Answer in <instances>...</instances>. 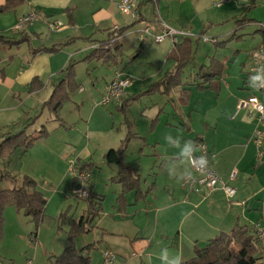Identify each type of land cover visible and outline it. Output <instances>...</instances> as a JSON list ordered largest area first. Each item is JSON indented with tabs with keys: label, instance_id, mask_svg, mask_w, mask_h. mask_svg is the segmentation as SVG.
<instances>
[{
	"label": "crops",
	"instance_id": "crops-1",
	"mask_svg": "<svg viewBox=\"0 0 264 264\" xmlns=\"http://www.w3.org/2000/svg\"><path fill=\"white\" fill-rule=\"evenodd\" d=\"M5 2L6 0H0V5L5 4ZM263 3L264 0H249L248 4L238 7L236 0H142L136 9L139 13L134 16L119 10L118 0H24L16 7L0 12V36L3 35L8 40L13 41L22 40L20 43L0 42V143L10 133H17L26 129L28 134L37 135L45 126L48 133L45 137L35 142V147L41 143L40 145L45 147L44 154L50 161L57 163H60V161L70 162L71 173H73L71 166L73 161L94 163L93 177L95 178L96 162L90 158L88 153H82L84 156L78 155L75 159L65 147L68 143L67 136L69 132H67V129L70 124L64 112L68 103H77L75 99L82 100L84 105L91 99V96L85 93L86 90L79 78L77 68L81 63H91L92 65L93 61L89 62L84 59L90 54L95 45L102 40H106L111 30L115 27L130 26L132 30L138 32V37L140 38L141 31L147 24L146 22L153 20L157 15L176 28L189 29L193 33L191 37H188L191 40L192 47L194 42L202 39L201 32L205 31V35L208 36V32L214 26L222 25V27H218L217 32L222 34L231 32L232 36L230 38L236 36L240 39L246 37L252 39L246 41L248 46L243 52L245 58L240 63V70L243 71L247 67L249 68L251 64V59L247 56V53L250 49L255 50L264 43V31L259 24L264 21V15L259 12ZM32 10L41 11L48 18L23 29H16L18 18ZM123 17L124 19H122ZM49 19H59L63 22V26L53 30L48 22ZM234 20L237 24H232ZM228 24L231 28L223 31V28L227 27ZM236 25L237 28L235 29ZM12 29L13 31L10 34L9 32ZM161 31L162 26L156 23L154 33H160ZM121 38L119 41L122 43ZM185 39L187 38L180 39V42ZM223 41L227 40L220 41L218 39L215 40V43ZM172 42L173 40L166 47V60L173 63L170 69L160 73L154 83L164 78L168 72L174 69L175 61L168 59V54L172 51L175 44L174 42L172 44ZM122 45L124 52V44L122 43ZM55 46L59 48L57 51L43 50L44 47ZM218 47L217 49L222 48V46ZM237 51L238 49H236V53ZM240 52L242 53L241 50ZM71 60L75 64V80L79 88L71 94V99L68 103H65L60 112V119H57L55 114L45 106V102L49 100L56 86L66 78V69ZM214 61L224 62L217 57H212L210 64ZM106 63L111 66L117 64ZM208 64L209 60L205 61L203 65ZM90 69L91 67L87 69V74L89 75L92 74ZM196 75L199 77L197 71ZM247 75L248 78L245 84L251 82L250 74L248 73ZM224 76H226L224 73L220 77L216 76L212 84L219 82L221 88V78ZM111 80L105 83L104 89H106L107 84ZM184 81L183 76L181 83ZM181 83L171 88L169 94L162 93L168 99L165 105L160 107L157 116L160 123L165 121L175 132H168L169 135L166 138L167 143L171 146L169 153L145 154L144 141L146 139L142 135L143 140L140 139V136L133 140L143 141L141 144L137 142V146L141 147L139 148V156L136 162L130 165L124 161L127 165L136 169L141 177V188L144 192H147L144 198L138 199L136 191H134L137 202L135 205L136 214L128 213V208L126 210L123 209L125 205H130L129 199L125 194V201L119 202L117 198V203H120V205L117 204L114 211L119 217L113 220V224L109 225V222L102 220L94 224L96 218L91 224L89 233L93 228L95 230L99 229V239L88 244L86 243L89 240H83V245L81 244V246L77 243L78 238L76 239L79 249L89 244H94L93 248L84 252V254L89 253L90 264H104V252L107 249L114 251L118 255V260L115 264H175L176 255L182 256V263L195 256L194 246L197 243L201 244V241L204 245L221 232H231L240 226L252 228L256 224L264 225V185H262L260 180L261 177L256 178V175H262L263 173L264 147L263 157H260L255 143L250 140L256 127L254 118L249 117L244 110L236 114V110L234 118L239 114L245 115L246 120L251 124L250 132L241 133L239 138L230 135L228 137L227 135L228 141L225 142L217 137V140L210 144L206 135L197 131L192 117L191 123L183 119H180L181 121L178 125L175 122H171L172 116L174 121H176L177 115L181 114L176 108V100H173L174 106L171 108L167 105L173 94L176 93L177 95V91H180L178 89L182 85ZM185 83L187 85L191 84L190 82ZM196 84L198 85V82ZM186 88L190 89L189 87ZM207 89L202 90L205 91ZM213 90H216V95L219 97L220 89L213 88ZM181 91L183 90L181 89ZM244 93L246 92L244 91ZM41 95L44 97H41ZM248 96L241 95L239 100ZM239 100L237 101L236 109ZM31 101L38 106L41 105L42 110L39 114H34L33 106L29 105ZM76 105L79 106L80 110L81 104L77 103ZM125 105H128V103H124L122 106ZM47 111L52 116H48L46 124L42 123L41 128L38 130L35 126ZM205 124L209 125L207 120ZM150 126L155 128L153 122ZM181 128L188 133V136L184 137V141L181 140L183 136L179 132L182 131L179 130ZM176 131H178L180 137L177 136ZM208 131L209 129L206 132ZM198 137L203 138L209 148L216 153L213 165L226 182L236 187L237 193L235 196L228 197L221 187L207 193H197L183 187V177L190 170L188 153L194 140ZM123 140L120 141L118 146L112 148L119 147ZM178 144H181V150H185L184 157L179 153ZM11 156L7 160L11 159ZM166 156L171 158V162L182 157L183 159L180 161L179 170H173L162 190L160 188V180L162 178L161 175L166 171ZM161 157H163L165 162H160ZM142 159H145V165L150 168V171L154 172L152 183L148 187L143 183L142 168H144V161ZM234 170H237L238 174L234 180H231L230 174ZM9 171L20 179L23 178V175L14 173L13 170L9 169ZM25 171V175L31 176L30 171ZM150 171H147L148 174H151ZM119 172L120 169L118 177L112 180L118 181ZM54 176H56L55 173ZM248 177L250 178L249 181H247ZM254 178L256 180L253 183ZM93 180L92 178L89 185L93 184L94 192L105 196L98 191L97 185H95ZM52 184L54 183L52 182ZM16 185H20V181L15 183L11 180V186L7 188L11 189ZM61 188L62 185L58 183L56 186L52 185L48 195L38 185V189L44 194L46 193L45 195L48 197L46 213L48 212L51 216L60 215L67 206L68 194ZM122 191L123 184L121 183V191L118 197ZM138 210H140L139 215ZM80 214L79 217L87 214V206ZM57 241L53 246L51 244L47 247L44 246L46 254L49 252L50 255L62 254L69 243L68 236L67 238L57 237ZM97 247L101 253L98 261L94 252L91 251ZM240 247L241 245L237 244V248ZM30 264H34V261Z\"/></svg>",
	"mask_w": 264,
	"mask_h": 264
},
{
	"label": "rangeland",
	"instance_id": "rangeland-1",
	"mask_svg": "<svg viewBox=\"0 0 264 264\" xmlns=\"http://www.w3.org/2000/svg\"><path fill=\"white\" fill-rule=\"evenodd\" d=\"M259 12L264 15V3L261 5ZM138 13L139 11L136 10L134 16H137ZM232 24L237 23L234 20ZM218 27H222V25L214 26L208 32V36L214 38V40H227L224 43L225 45L222 48L220 47L221 49H217L219 47L215 41L207 42L203 38L193 43V59L184 69V72H182L184 82H190L192 85L182 82V85L178 89L180 91H177V95L176 93L173 94L167 105L171 108L174 106L173 100H176V108L181 114L177 115L176 121H174L172 116L171 122H175L178 125L181 121L180 119H183L191 123L192 117L197 131L204 133L210 144L217 140V137L225 142L228 141L227 135L228 137L230 135L239 138L241 133L250 132L251 124L246 120L245 115L239 114L234 118L235 111L237 110L236 104L241 95L256 94L264 101V90L258 88L253 83L252 77H250L251 82H247L248 85L245 84L248 78L247 74L249 73L248 67L243 71L240 70V63L245 58L243 52L248 46L246 41L252 39L250 37L240 39L236 36L230 38L232 36L231 32L222 34L217 32ZM230 28L231 26L228 24L227 27L223 28V31ZM236 28L237 25L235 26ZM12 31L13 29L9 33L11 34ZM121 41L124 44V52L115 66L108 65L104 61H93L92 65L91 63H81L78 65L79 78L83 82V87L86 90L85 93L90 95L91 99L85 105L82 100L75 99L77 103L81 104L80 110L79 106L76 105L77 103L67 102L68 104L64 111L70 124V127L67 129V132H69L67 136L68 143L65 147L69 153H72L75 159L78 155L84 156L82 153H88L90 158L96 162V174L95 178L93 177V181L97 185L98 191L105 195L104 209L96 217L94 224L102 220L107 223L109 222L108 224L110 225L113 224L114 219L119 217L114 208L117 204L120 205V203H117V198L121 191V183L112 180L118 177L119 167L115 164L107 163L104 154L110 148L118 146L120 141L126 139L128 136L131 138L129 144L134 139H137V136H140V139L143 137L146 139L144 141L145 154H157L158 152L167 154L171 146L167 143L166 138L169 135L168 132H174V129H171L165 121L160 123L157 117L160 107L165 105L168 97L162 95L160 92L141 95V92L147 90L158 79L162 71L170 69L173 62L166 60V47L171 43L172 39L168 37L162 42H154L149 37L143 41L138 37V32L130 28L123 34ZM142 44L143 47L140 48ZM236 49H238L237 53ZM250 51L252 50L250 49ZM137 53L139 55L134 59ZM210 57H217L224 61H216L215 66H213L214 69L222 70V74L226 75L221 78L222 86L219 90L221 91L219 97L213 88L203 91L196 86V83H200L201 81L198 75H196V71L198 73L201 72L200 66L205 61L209 60L208 65H210ZM90 67L91 75L87 74V69ZM117 72H122L124 76L129 77L132 80L131 84L126 88L125 94L120 101L117 102L115 100L109 104H105L103 103V94L106 91L104 89L105 83L111 80ZM186 87L190 89L188 90ZM184 88L186 89L184 90ZM41 97L44 96L41 95ZM123 100L124 102L122 103ZM124 103H128V105L122 106ZM29 105L33 106L35 115L39 114L42 110L41 105L38 106L33 101L29 102ZM48 116H52V114L47 111L39 119L35 128L39 130L42 123L46 124ZM206 120L209 125L205 124ZM152 122L155 128L150 126ZM208 129L209 131L206 132ZM179 130H182L179 132L183 136L181 140L184 141V137H187L188 133L183 128ZM176 132L177 136L180 137L178 131ZM137 142L143 143L140 140L133 141L124 153V161L127 164L132 165L139 156V148L141 146L138 147ZM40 144L36 147L33 145L28 149L21 147L12 156L10 155L11 159L7 160L8 157L5 160L0 158V173L10 169L14 173L24 176L25 170L30 171L31 176L37 180L39 188L48 195L50 194L52 185L56 186L57 183L62 185L61 189L68 194L67 206L62 212L66 213V215L60 218L61 214L51 216L47 212L44 220L37 226L31 217L25 216L23 212L17 210L15 205L9 204L4 212L5 226L0 242V264H30L32 261H34V264H48L50 252L46 254L44 246L55 245L58 242L57 237L62 236L67 238L70 220L79 217L80 213L87 206V200L78 197L74 193L75 178L74 174L70 171V162L60 161V163H57L50 161L44 154L45 147ZM177 148L179 153L184 157L185 150H181V144H178ZM183 157L179 158L180 160L175 159L174 162H171V158H167L166 156V171L161 175L162 178L160 180V188L162 190L173 170H179V164ZM142 160L144 161V168H142L143 183L148 187L152 183L154 172L150 171V168L145 165V159ZM160 162H165L163 157L160 158ZM147 171H150L151 174H148ZM54 173L56 176H54ZM258 177H261L260 180L262 185H264V169L262 175H256V178ZM249 180L250 178L248 177L247 181ZM255 180L254 178L253 183ZM10 186V179L7 178L2 182V187L7 188ZM126 195L130 205H125L123 209L126 210L128 208V213L132 212L131 214H136L135 205L137 202L135 192L129 191ZM261 203L262 201L260 205ZM139 213L140 210H138V215ZM99 237V229L95 230L93 228L90 233L78 237L77 243L81 246L83 240H89L86 243L88 244L96 241ZM200 243L199 245L202 246L203 242L201 241ZM91 251L94 252L98 261L101 254L99 248L97 247Z\"/></svg>",
	"mask_w": 264,
	"mask_h": 264
},
{
	"label": "trees",
	"instance_id": "trees-1",
	"mask_svg": "<svg viewBox=\"0 0 264 264\" xmlns=\"http://www.w3.org/2000/svg\"><path fill=\"white\" fill-rule=\"evenodd\" d=\"M24 0H6L5 4L0 5V12H5L22 3ZM130 28V26H123L114 28L109 33L106 40L100 41L98 47H94L90 54L84 59L86 61H104L117 63L118 59L123 54V45L119 41L121 36ZM205 35V31L201 32V37ZM199 40V38H198ZM22 40L13 41L8 40L7 37L1 35L0 42L5 43H20ZM229 41V40H228ZM226 41L217 42L218 46H224ZM143 46L140 45V48ZM42 49V48H41ZM58 47H44L43 50L57 51ZM193 47L189 38L183 42L174 44V48L168 54V59L175 61L174 69L166 74L164 78L154 83L141 95L146 93L161 92L169 94L171 88L181 83L182 72L190 64L193 58ZM139 54L137 53L134 58ZM216 62H211L210 65L200 66L198 83L200 89L216 88L220 89V83L212 84L216 76L222 75V70L214 69ZM75 64L70 61L66 69V78L56 86L51 97L45 102V106L55 114L57 119H60V112L71 99V94L79 88L75 80ZM48 131L45 126L39 131L37 135L28 134L26 129L10 133L0 143V158L5 160L12 155L18 148L25 147L26 149L32 147L36 141L45 137ZM131 141L130 136L126 137L117 148L109 149L105 158L109 164H115L119 167L118 182L123 184V191L118 197L119 202L125 201V194L129 191H136L138 199L144 198L147 192L141 188V177L135 168L127 165L124 162V153ZM76 170H90L94 171V163L77 161L75 165ZM11 179L20 185H16L11 189L2 187V182L5 179ZM75 184H77L76 177ZM20 178L5 170L0 173V242L3 236L5 226L4 212L9 204L15 205L19 212H23L25 216L31 217L38 225L44 220L46 216V205L48 198L38 189L37 181L25 175ZM90 196L87 200V214L82 215L79 219L70 220V229L68 230L69 243L60 255H49L48 264H90V256L84 254L94 247V244H89L81 249L78 248L76 239L84 234L89 233L91 224L94 219L100 215L103 210L104 196L98 195L94 192L93 184L89 185ZM66 213H61L60 218L64 217ZM257 225L250 228L248 226H240L233 229L231 232H221L214 238L208 240L204 245L198 243L194 246L195 256L191 259L183 261L181 264H264V239H260L257 231ZM264 227V225H262ZM237 244L241 247L237 248Z\"/></svg>",
	"mask_w": 264,
	"mask_h": 264
},
{
	"label": "built area",
	"instance_id": "built-area-1",
	"mask_svg": "<svg viewBox=\"0 0 264 264\" xmlns=\"http://www.w3.org/2000/svg\"><path fill=\"white\" fill-rule=\"evenodd\" d=\"M141 1L142 0H118V7L122 12L134 15ZM47 18L45 13L32 10L18 18L15 28L23 29L26 26L34 25L36 22L46 20ZM48 22L53 30H57L63 26V22L59 19H49ZM156 23L162 26V31L160 33H154ZM259 24L264 31V21ZM192 35L193 33L189 29L176 28L161 16L157 15L153 20L147 22L146 26L141 31L140 39L145 41L150 37L154 42H162L170 37L173 42L177 44L180 42V39L188 38ZM202 38L207 42L215 41L214 38H210L207 35H203ZM98 45L99 44H96L95 47H98ZM247 56L251 59L248 70L252 77V81L258 88L264 90V43L257 49L249 51ZM131 81L132 80L124 76L122 72H117L106 86V91L103 94V103L109 104L115 100H117V102L120 101L125 94L126 88L131 84ZM242 110L246 111L248 116L254 118L256 122V127L250 140L255 143L261 157L264 147V101L256 94L241 98L237 105L236 114ZM215 157L216 153L209 148V145L203 138L198 137L195 139L188 153L190 170L183 177V187L197 193H207L221 187L228 197L235 196L237 193L236 187L226 182L214 167L213 160ZM75 165L76 161H73L71 163L72 171L77 180V184L74 186V193L82 199H87L90 196V189L88 186L93 178V173L86 169L76 170ZM237 174V170L232 171L230 179L234 180ZM256 233L260 239H264V227L261 224L257 225ZM117 260L118 255L114 251L107 249L104 252V264H115Z\"/></svg>",
	"mask_w": 264,
	"mask_h": 264
},
{
	"label": "clouds",
	"instance_id": "clouds-1",
	"mask_svg": "<svg viewBox=\"0 0 264 264\" xmlns=\"http://www.w3.org/2000/svg\"><path fill=\"white\" fill-rule=\"evenodd\" d=\"M237 6H242L249 3V0H236ZM182 256L176 255L175 264H181Z\"/></svg>",
	"mask_w": 264,
	"mask_h": 264
}]
</instances>
